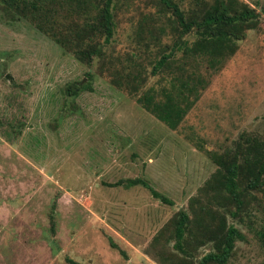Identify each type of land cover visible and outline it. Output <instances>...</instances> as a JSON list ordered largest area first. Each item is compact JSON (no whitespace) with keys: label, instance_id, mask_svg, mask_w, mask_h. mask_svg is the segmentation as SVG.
<instances>
[{"label":"rangeland","instance_id":"1","mask_svg":"<svg viewBox=\"0 0 264 264\" xmlns=\"http://www.w3.org/2000/svg\"><path fill=\"white\" fill-rule=\"evenodd\" d=\"M238 1L259 13L258 24L219 70L199 61L206 87L176 129L137 100L168 90L178 63L194 67L178 51L152 73L177 36L160 0H118L114 34L90 64L0 9V264H159V252H174L173 242L154 248L152 239L179 209L190 211L192 197L205 201L200 188L216 165L204 149L222 152L243 132L264 134V0ZM80 80L88 88L69 95ZM134 177L171 202L125 186ZM261 194L252 192L248 215L226 214L243 235L226 264H264Z\"/></svg>","mask_w":264,"mask_h":264},{"label":"trees","instance_id":"2","mask_svg":"<svg viewBox=\"0 0 264 264\" xmlns=\"http://www.w3.org/2000/svg\"><path fill=\"white\" fill-rule=\"evenodd\" d=\"M196 1L197 7L186 10L175 1L160 0L172 11L174 19L170 28L177 36L171 51L156 60L152 73L165 66L168 58L178 51L182 52L184 61L192 59L194 67L187 69L184 62L178 63L179 73L168 90H162V95L148 90L137 98L144 109L170 129L177 128L206 87L197 68L199 61L208 69L219 70L235 53L237 42L245 37L246 30L255 28L259 21V13L238 0ZM117 5L118 0H0V9L29 19L88 64L94 55H102L104 45L114 34ZM187 34L195 39L191 42L182 39ZM79 82L82 81L65 89L69 95L77 96L80 90L88 88L89 81L83 85ZM204 150L216 165L200 188L205 201L199 194L192 197L188 203L190 211L179 209L171 222L155 234L154 248L162 239L173 242L171 255L159 252L161 255L155 256L159 264H226L235 241L243 237L235 225L227 224L226 214L232 219H241L242 213L248 215V204L256 199L253 191H260L264 199V134L243 132L222 152ZM124 184L127 187L140 184L155 198L171 202L141 177L127 178ZM260 223L257 233L264 248V220ZM207 243L211 249L197 259L193 250ZM69 262L79 264L71 259Z\"/></svg>","mask_w":264,"mask_h":264}]
</instances>
